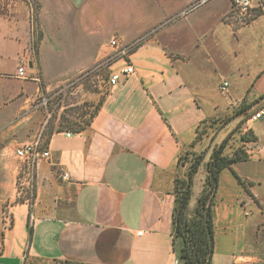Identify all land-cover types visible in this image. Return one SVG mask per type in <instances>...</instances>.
Wrapping results in <instances>:
<instances>
[{
	"label": "crops",
	"instance_id": "1",
	"mask_svg": "<svg viewBox=\"0 0 264 264\" xmlns=\"http://www.w3.org/2000/svg\"><path fill=\"white\" fill-rule=\"evenodd\" d=\"M158 1L172 5V0ZM172 10L177 14V7ZM93 12L67 13L57 29L43 27L35 49L28 11L0 15V264H22L25 250L46 260L87 264H172L174 194L166 177L203 120L245 94L256 99L264 93L262 66L247 72L239 94L221 96L232 81L219 76L208 84L207 73L203 78L183 57L171 25L175 19L163 25L174 17L171 13L162 19L157 11V28L136 37L127 38L122 30L100 40ZM113 36L129 50L107 62L106 69L110 73L131 64L134 72L114 87L107 85L86 129L71 132L53 125L47 136L49 113L40 97L113 57ZM21 65L27 77L17 76ZM224 81L228 84L221 89ZM248 131L255 137L244 142L248 159L220 173L218 188L226 171L234 183L215 203V222L221 210L223 226L234 227L241 219L237 209L248 207L250 248H241L246 244L237 233L224 231L218 248L223 264H264V113L244 119L240 133ZM34 141L49 155L30 168L16 149Z\"/></svg>",
	"mask_w": 264,
	"mask_h": 264
},
{
	"label": "rangeland",
	"instance_id": "2",
	"mask_svg": "<svg viewBox=\"0 0 264 264\" xmlns=\"http://www.w3.org/2000/svg\"><path fill=\"white\" fill-rule=\"evenodd\" d=\"M185 1L186 4L187 1H191L192 4L187 6ZM171 3L172 5L158 0H0V15L15 17L28 11L31 44L35 49L43 35V27L57 29L60 25L58 21H63L67 13H70L68 15L72 17L74 11H95L97 14H95L96 20L94 18V27L97 29L99 39L108 40L110 34L117 35L116 32L122 30L126 32L127 38L151 31L157 28V11L162 12L164 16L162 19H164L169 13H174L172 9L177 7V14L172 15L171 13L170 15L174 17H170L167 21L164 20L163 25L175 19L171 25L178 33L176 44L180 48V53L183 57L190 58L195 69L201 70L203 78L205 77L204 72L207 73L205 81L208 84H214L219 76L232 81L230 87L220 92L221 96L227 95L228 91L239 94L241 84H247L245 80L249 79L247 72L264 66V0L261 5L254 1L250 13L241 21L235 17L237 13L233 8L232 0H177V2L172 0ZM168 10L170 11L167 12ZM198 35L201 37L196 40ZM111 39L116 40V46L113 47L119 53L107 58L101 62V65L89 68L52 89L44 91L40 97V104L49 113L48 125H59V122H62L63 127H76L81 126L82 121L89 117L105 89L104 84L109 75L106 63L129 50V46L119 45L117 37L113 36ZM250 95L245 94L239 100H232L231 105L225 111L221 110L202 123L199 126L197 140L193 145H188L182 150L177 167L166 177L168 181L166 187L174 192L177 180L186 177V171L192 159L203 153L204 158L193 179L192 194L188 205L190 214L206 183L205 164L213 147L217 146L228 134L231 137L225 149L226 153H231L235 147L241 145L242 122L256 108L263 105L264 99L255 101L258 97L252 99ZM43 99L45 100L44 105L41 103ZM249 106L254 108L251 111H244ZM233 183L234 179L231 174L224 172L220 188L215 196L216 204H220L221 197L226 190L229 194V187L232 188ZM215 203L212 264H223L218 248L224 237V231L237 233L238 241L246 244L241 248H250V212L248 207L238 208L241 218L239 223L234 227L223 226L219 218L221 210H217L218 216L215 222ZM175 243L178 245V238ZM22 264L68 263L63 260L42 259L25 250Z\"/></svg>",
	"mask_w": 264,
	"mask_h": 264
},
{
	"label": "trees",
	"instance_id": "3",
	"mask_svg": "<svg viewBox=\"0 0 264 264\" xmlns=\"http://www.w3.org/2000/svg\"><path fill=\"white\" fill-rule=\"evenodd\" d=\"M106 78L108 79V77ZM104 87V92L95 105L94 110L90 113L86 120L82 121L81 126L63 127L62 122H59L56 129L61 130L66 128L71 132H79L86 129L108 93L106 81ZM261 99H264V93L261 94L255 101ZM242 110L243 108L241 111ZM204 122L205 120H203L201 124ZM53 129V125H49L47 127V136L52 133ZM198 134L190 145L195 143L198 138ZM230 137L231 135L228 134L217 146L213 147L205 164L207 171L205 178L206 183L202 188V191L197 199L196 206L191 214L188 212V205L192 194L193 179L201 161L204 158L203 153L192 159L186 171V177L179 179L176 182V188L173 192L174 205L172 210V246L180 264H212L215 227L214 200L217 193L220 173L224 168H231L233 163L248 159L249 155L246 151L244 142L252 139L254 140L255 138L250 131L240 135L242 144L235 147L232 152L228 154L225 152V149L228 146ZM180 157L181 155L179 156L178 162ZM234 174L238 181L244 184V181L238 177L235 172ZM27 230L30 240L32 226L28 222ZM176 238L179 239L178 245L175 243ZM63 261L68 264H87L70 260Z\"/></svg>",
	"mask_w": 264,
	"mask_h": 264
},
{
	"label": "built area",
	"instance_id": "4",
	"mask_svg": "<svg viewBox=\"0 0 264 264\" xmlns=\"http://www.w3.org/2000/svg\"><path fill=\"white\" fill-rule=\"evenodd\" d=\"M257 1L258 5L262 4V0H232L233 8L235 9V12L237 13L235 15L236 19L239 21L243 20L249 13L250 9L253 7V2ZM110 45L116 46V40L111 39ZM119 53L116 51L115 55ZM134 72V68L131 64H127L124 67L120 68L119 70H115L109 73L108 79H107V85L109 87L116 86L122 79L127 78L130 74ZM17 76L19 77H27L25 67L23 65L18 67L17 70ZM227 82L224 81L221 85V89L226 88ZM43 105L45 104V100L43 99L41 102ZM264 113V107L259 108L258 110L254 111L250 116V120H256L258 119L262 114ZM67 135H70L69 132H67ZM16 155L25 160L30 168L33 167V165L36 164L38 159L41 157H48L49 152L48 151H41L39 149L38 141L29 142L26 143L16 149ZM62 179L68 178V173L64 172L61 175ZM172 264H180L178 259L174 257Z\"/></svg>",
	"mask_w": 264,
	"mask_h": 264
},
{
	"label": "water",
	"instance_id": "5",
	"mask_svg": "<svg viewBox=\"0 0 264 264\" xmlns=\"http://www.w3.org/2000/svg\"><path fill=\"white\" fill-rule=\"evenodd\" d=\"M77 2H78V1H77ZM28 66L31 67L29 63H28Z\"/></svg>",
	"mask_w": 264,
	"mask_h": 264
}]
</instances>
